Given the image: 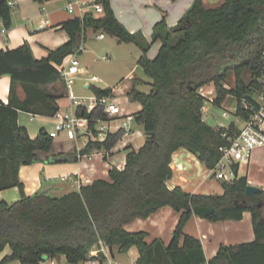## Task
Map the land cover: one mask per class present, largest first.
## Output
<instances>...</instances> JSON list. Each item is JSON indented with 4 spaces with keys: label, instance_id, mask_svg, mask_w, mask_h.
Wrapping results in <instances>:
<instances>
[{
    "label": "trees",
    "instance_id": "1",
    "mask_svg": "<svg viewBox=\"0 0 264 264\" xmlns=\"http://www.w3.org/2000/svg\"><path fill=\"white\" fill-rule=\"evenodd\" d=\"M95 2L104 4V13L88 11L64 21L61 28L69 40L46 57L37 59L27 43L0 49V76L8 74L12 79L9 103L0 99V191L17 186L21 193L13 202L0 198V253L10 248L0 264L13 260L40 264L62 254L70 263H79L102 244L118 245L120 252L136 246L140 258L135 264H264V189L247 195L248 178L239 175L222 180V193H193L181 186L170 188L167 183L173 176V154L180 148L196 154L210 169L220 158L225 127L204 121L201 108L205 98L200 87L214 84V104L222 105L228 95L240 101L259 86L264 0H225L218 7L195 0L176 26L169 27L165 17L155 25L153 39L161 40L162 45L154 58L148 56L150 44L141 34L129 31L116 17L111 0ZM0 20L6 29L12 27L10 0H0ZM88 28L142 49L138 65L151 80L135 75L127 94L142 104L135 121L150 137L139 149L128 145L125 168H111L108 179H96L60 196L44 191L28 194L20 169L39 161L40 151L50 152L55 138L46 128L30 137L19 123V112L54 115L60 109L58 100L67 94L60 66L81 47ZM246 69L251 71L248 82L243 75ZM231 73L234 85L227 82ZM146 83L151 85L149 92L139 88ZM19 84L27 94L24 100L17 95ZM91 87L97 97L114 94L112 87ZM78 114L92 119L95 133L99 132L95 120L106 118L100 105L91 111L80 107ZM123 134L108 132L101 141L89 140L83 149L59 152L46 161L76 162L94 149L113 148ZM163 206L180 213L169 243L160 238L149 242L147 231L126 229L134 219L146 218ZM246 211L252 213L255 239L221 245L210 260L201 239L185 231L193 215L210 221L241 220ZM95 258L105 256L99 253Z\"/></svg>",
    "mask_w": 264,
    "mask_h": 264
},
{
    "label": "crops",
    "instance_id": "2",
    "mask_svg": "<svg viewBox=\"0 0 264 264\" xmlns=\"http://www.w3.org/2000/svg\"><path fill=\"white\" fill-rule=\"evenodd\" d=\"M70 1L93 3L91 0H50L44 3L34 0H16V3L12 6V27L6 29L3 21L0 20V49H15L27 43L37 59L48 56L51 49H55L69 40L68 33L61 28V25L64 21L75 17L73 16L75 13H70L67 9ZM213 1H218V4L214 6L218 7L225 0ZM194 2L195 0H111V5L120 22L132 33L141 34L145 42L150 44L148 56L154 58L162 45L161 40L154 41L153 39L155 25L165 17L169 27L176 26ZM203 2L206 7H211L209 6L210 4H207L210 3V0H203ZM88 11H92L91 8L86 9L84 12L78 11L77 13L78 16H83ZM89 29L94 30L92 28L86 30V36L81 45L83 48L81 50L78 49L77 55L86 50L85 42ZM100 33L101 31L96 35V38L98 40L105 39L106 37L98 38ZM116 39L120 43H125L119 41L117 37ZM136 46L139 51L135 56V62L132 64L130 71L124 76L125 78L128 75L130 80L128 85L125 86L126 93L131 87L132 78L135 75L140 76L138 72L144 73L143 69L138 65V59L143 52L139 45L136 44ZM67 60L69 61V58ZM89 78H87V81ZM100 79L105 84L98 85V87H112V84L105 82L102 78ZM11 85L12 79L10 75L0 76V99L5 103H9ZM112 88L114 97L118 98L117 90L114 87ZM66 91L68 93L67 87ZM17 95L21 100L27 97L26 91L21 84L17 86ZM118 101L122 106L123 100L118 98ZM58 103L60 108H68L71 101L66 94L65 97L58 100ZM227 103L234 110L236 101L232 95L227 96L223 102L224 107H226ZM122 108L124 113L135 115L142 109V104L138 102L133 109L125 106H122ZM208 116L209 112L204 116V121H206L205 118ZM38 118H40L39 121H37ZM29 121H37L38 123L31 126ZM19 123L26 127L30 137L35 138L42 128H46L49 131V126L52 125L51 130H53L56 125V118L54 115L45 113L33 114L20 111ZM135 125L141 124L135 121L132 124L131 133L121 138L113 148L108 149L109 153L106 156H91L89 153L81 155L76 162L53 163L46 161V158L50 155L73 151L76 148V144L79 145V150L83 149L88 142L86 139L84 144L80 145L78 139L71 141L63 134L65 136L64 140L60 143L54 142L50 152H39L41 157L39 161L21 167L20 176L25 184V191L28 194H34L37 191L46 190L50 194L54 193V195L60 196L79 190L80 185L91 184L96 179H108L111 168H125L127 153L129 152L127 149L128 145L139 149L145 143L146 134L143 126L141 125L142 129H135ZM99 135H101L100 140L106 137V133L99 132ZM171 168L173 176L167 182L170 188L181 186L189 192L204 194L223 192L222 180L217 179L211 169L196 154L186 148H180L174 152ZM238 175L247 176L250 185L264 189V146L257 147L254 150L250 163L242 165ZM55 180H61V182ZM20 197V189L17 186L0 191V198L9 202L16 201ZM179 220L180 213L171 206H163L146 218L138 217L134 219L126 224V229L129 231H147V240L149 242L160 238L165 243H169ZM185 231L201 239L207 260L212 259L217 254L221 245L238 244L255 239L252 213L250 211H246L241 220L210 221L201 216L193 215L187 222ZM104 248L109 256L105 257V259L100 258L99 263H93L89 259L79 263H70L66 255L62 254L48 258L40 264H135L140 258V252L136 246H133L127 252H120L118 245L112 247L105 245ZM9 252L10 248L7 247L0 253V261ZM7 264L24 263L20 260H13Z\"/></svg>",
    "mask_w": 264,
    "mask_h": 264
},
{
    "label": "built area",
    "instance_id": "3",
    "mask_svg": "<svg viewBox=\"0 0 264 264\" xmlns=\"http://www.w3.org/2000/svg\"><path fill=\"white\" fill-rule=\"evenodd\" d=\"M16 0H10V4L13 6ZM91 10L101 15L104 13V4L101 2H73L70 1L67 5V9L70 13L76 11L84 12L86 9ZM47 24V23H46ZM104 32L98 35V38H105ZM83 47L81 46L79 50ZM104 60L108 59L107 55H103ZM81 62L77 57V54H73L69 61L60 66L61 75L66 82L68 89V98L71 104L68 108H60L55 114L56 125L53 130L50 131V135L54 138L64 134L68 140L75 141L80 135H85L89 141L91 139L97 140L93 134V129L90 126L92 119L88 116H81L78 114L80 107H85L88 111L93 110L100 105L103 108V112L106 118H97L96 128L101 133L119 132L123 131V137L129 135L132 130V124L135 122V116L132 113H124L121 103L114 95L97 97L94 96V101L89 103L87 107L86 98L78 97L72 90V82L75 77L80 73ZM258 75V87L251 89L247 95L243 96L241 100L236 96H233L236 105L233 110V114L236 117L235 121L230 122L225 127L222 133V137L225 143L220 146V158L216 165L211 168V172L214 176L220 180H233L238 176L239 169L242 165L248 164L251 161L254 150L257 147L264 146V52L261 55L260 61L257 65ZM102 80L93 75L88 79L87 84L92 85ZM125 87H121V91H124ZM199 93L205 98L204 105L201 108L203 119L209 112L208 103H214L216 98L215 85H204L200 87ZM239 109L241 111L239 112ZM229 110L224 108L222 115L227 117ZM221 127V126H217ZM109 150L105 148L95 149L91 156H106ZM81 187V185H80ZM104 244L100 248H94L89 254V260L93 263H99V258H95L100 252L108 257Z\"/></svg>",
    "mask_w": 264,
    "mask_h": 264
},
{
    "label": "rangeland",
    "instance_id": "4",
    "mask_svg": "<svg viewBox=\"0 0 264 264\" xmlns=\"http://www.w3.org/2000/svg\"><path fill=\"white\" fill-rule=\"evenodd\" d=\"M75 1V0H74ZM95 0H91V2H94ZM209 6L214 7L218 4V1L210 0ZM78 11L73 14V16H78ZM99 33V31L94 30H88L87 31V39L85 42V48L81 54H78L77 57L80 60L81 64V70L80 73L73 79L72 82V89L75 95L78 97L86 98L87 107H89V103L94 101L95 93L93 91V88L89 85L86 87L87 84V78L92 77L93 75H97L98 77L102 78L105 82H109L112 84V87H114L117 90L118 98H121L123 100L122 106H125L127 108L133 109L137 106L138 101H132L130 100L129 96L126 93V89L124 91H121V87H125L128 85L130 80L128 79V75L124 78V76L127 74V72L130 71L132 64L135 62V56L138 53V49L136 44L132 43H120L114 37L113 35H110L108 33H105L106 38L103 40H98L96 38V35ZM103 55H108L109 59L104 60L102 58ZM140 76L144 77L147 81H150L151 79L146 76L143 72H138ZM244 77L246 81L248 82L251 77V71L250 69H246L244 72ZM137 76V75H136ZM235 81V75L234 73H231L228 77V84L234 85ZM104 82H97L93 85H104ZM213 86L214 84H210ZM139 88L143 91L149 92L151 90L150 84H141ZM207 106L209 109V116L205 118L206 122L213 126H227L230 122L235 121L236 117L233 114V110L230 107L229 103H227L226 107L224 105H217L214 103H208ZM224 108L229 110V114L227 117H224L222 115ZM26 117V116H25ZM40 118L37 119L39 121ZM37 121H29L31 126L37 125ZM51 126L49 127V131L51 130ZM135 129H142L141 125H135ZM93 134L98 137V141H101V135L98 133H95L93 131ZM64 135H60L55 138V142L60 143L64 140ZM34 138V137H33ZM86 140L85 135H80L78 138L79 144L83 145L84 141ZM93 141H97L94 139H91ZM141 140V139H140ZM140 142V141H139ZM84 147V146H83ZM76 148H79V145L76 144ZM79 150V149H78ZM61 182V180H55ZM45 187V186H44ZM38 192V191H37ZM54 195V193H51Z\"/></svg>",
    "mask_w": 264,
    "mask_h": 264
},
{
    "label": "water",
    "instance_id": "5",
    "mask_svg": "<svg viewBox=\"0 0 264 264\" xmlns=\"http://www.w3.org/2000/svg\"><path fill=\"white\" fill-rule=\"evenodd\" d=\"M185 25L181 26L180 28H184ZM89 85H87L88 87ZM150 135L149 134H146V138H149ZM262 190L261 187L259 186H255V185H248L247 189H246V194L247 195H252V194H255V193H259L260 191ZM44 192H47L46 190Z\"/></svg>",
    "mask_w": 264,
    "mask_h": 264
}]
</instances>
